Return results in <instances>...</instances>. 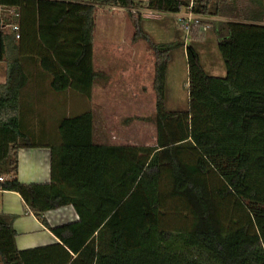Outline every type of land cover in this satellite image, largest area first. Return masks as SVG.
<instances>
[{
    "label": "trees",
    "instance_id": "obj_1",
    "mask_svg": "<svg viewBox=\"0 0 264 264\" xmlns=\"http://www.w3.org/2000/svg\"><path fill=\"white\" fill-rule=\"evenodd\" d=\"M114 6L154 56V144L95 143L84 111L58 123L50 182H20L18 150L34 146L19 116L21 58L36 57L53 90L90 97L95 10ZM189 6L187 106L169 110L166 74L180 43L153 42L141 10ZM200 17L224 18L212 26L223 76L191 43L208 31ZM0 61V189L17 192L68 250L94 264H264V0H0ZM66 205L79 219L50 227L43 213ZM14 218L0 212V264H24L31 251L16 247Z\"/></svg>",
    "mask_w": 264,
    "mask_h": 264
},
{
    "label": "crops",
    "instance_id": "obj_2",
    "mask_svg": "<svg viewBox=\"0 0 264 264\" xmlns=\"http://www.w3.org/2000/svg\"><path fill=\"white\" fill-rule=\"evenodd\" d=\"M141 12L142 30L153 42L172 43L176 41L182 43L171 51V59L166 74V92L168 89L170 90L171 87L173 88V86H175V83L179 80L181 75H185L186 83H188L187 55L185 48L190 42V39L188 38L187 31H184L181 26L178 25L177 20L183 17L187 18V16L191 19H195L197 15L190 12V6L178 13L149 9H143ZM129 19L131 18L127 11L120 7H99L95 10L92 68L98 76L92 85L90 97L70 88L62 91L53 90L50 84L52 75L40 66V62L37 58L30 56H23L21 58L23 70L28 78L25 86H23L20 92L19 116L22 128L30 137L31 143L34 146L21 147L18 150L17 177L20 182H50V146L59 143V137L53 136V133H55V127H58L59 121L64 118L65 115L69 117L84 111H91L92 133L95 143L107 145H147L144 144V135H142L144 125H142L143 127L141 126L140 129L141 141L139 143L117 142L116 136L114 138L110 137L113 127V109L115 108V112L117 111L116 108L122 110L126 101L124 98H130L133 96L131 95L132 92L135 93L140 88V86L137 88L134 85L127 86L132 80L141 82L144 79V99L145 95L148 99L147 101L144 100V107L148 105L153 113L155 111V94L152 88L154 56L148 51V45L143 39L138 40L136 43H129L131 41L129 38H131L133 33L132 27L128 29L129 33L126 32L128 38L123 36L122 33H125V31H123L122 28L126 30L125 25ZM214 19L218 21L224 18L215 17ZM120 24L121 26H118ZM211 24L209 28L211 31L206 33L204 40L197 41L196 43L203 45L207 43L210 38V43L215 48L217 36L212 27L214 21ZM128 26H131L130 21ZM117 34L122 35L115 37ZM207 34L209 36H207ZM124 51H126V54ZM205 51L206 50H204V52ZM198 52L200 53L203 63L202 50H198ZM206 52L208 54L210 51ZM123 55H125L124 59ZM181 69L183 73H181ZM222 73L223 74L219 76L225 74L223 71ZM145 74H147V76ZM4 81L5 62L0 61V83ZM167 84H169L170 88ZM142 90L143 89L140 91ZM42 92L47 94L55 106H63V108H66L64 112L58 114V119L54 122L55 125H52V127L48 126V121L44 122V119H35L31 116V114L36 111L35 108L38 107L37 97H42ZM113 97L121 100L115 104L110 100ZM134 97L142 98L143 95L137 92ZM78 98H81L84 102L85 99L87 100V108H80L82 103H80V107L75 104ZM89 104L90 106H88ZM51 108L53 112L54 107ZM168 109L178 110L174 108ZM75 111L77 112L72 114ZM139 111H142L140 107ZM52 112L50 111L46 115H50ZM126 128L130 130L129 126L127 127L125 124L120 126V130L124 131L123 133L126 132ZM0 212L15 216L13 227L17 233L15 238L16 247L21 251L31 250L24 254V264H94V261L87 262L82 254L73 253L68 250L66 246H63L51 230L26 208L24 201L17 192L0 189ZM43 216L50 227L74 222L79 219L72 205L47 210L43 213ZM97 245V239L94 238L93 246L95 249Z\"/></svg>",
    "mask_w": 264,
    "mask_h": 264
},
{
    "label": "rangeland",
    "instance_id": "obj_3",
    "mask_svg": "<svg viewBox=\"0 0 264 264\" xmlns=\"http://www.w3.org/2000/svg\"><path fill=\"white\" fill-rule=\"evenodd\" d=\"M187 18H189V17L187 16ZM187 18L183 17L184 20L178 19L177 23L179 26H181V28L184 31H187L188 38L190 39V37H189V28H190L189 25H191V24H186L185 21H187ZM200 18L203 19L204 22H206L207 27H208V31H211V29H209V28L212 25L211 23H213V21H216L214 19L215 17H213V18L212 17H210V18L200 17ZM190 20L192 22L194 19H190ZM129 21H130L131 26H128ZM118 26H121V24ZM125 26H126V30H124L122 28V30L125 31V33H122V34H123V36H125L127 38H128V34L126 36V32L129 33L128 29L130 27H132V29H133L132 36H131V38H129L131 40L129 43H131V42L136 43L138 40L143 39V38H138L136 41L133 40L134 27H133V23H132L131 19H129L126 22ZM122 34H117L115 37L120 36ZM207 36H209V35L207 34ZM196 42L197 41H191L192 45L194 47H196L197 50H202L203 65H204L205 69L207 70V72L211 73V74H215V75L223 74L222 71L225 73L223 62H222L221 57L217 51V47L214 48L211 45L210 38L207 41V43H205L203 45L196 43ZM145 43H147V42L145 41ZM179 43L182 44L181 42H179ZM204 50H206L208 52L210 51V52L207 54V52L206 51L204 52ZM148 51L150 53H152L150 50H148ZM125 52L126 51H124V53ZM124 57H125V55H123V59H124ZM124 63H125V61H124ZM181 73H183L182 69H181ZM145 75L147 76V74H145ZM117 83H119V82H117ZM132 85L136 86L137 88H138V86H140V88L138 89L137 92H138V94L142 93L143 97L142 98L134 97V95L137 92H135V93L132 92L131 95H133V96H131L130 98H124V100H126V101H125V106H124V108H122V110L120 108H116L117 111L115 112V108L113 109L114 110L113 111L114 117L112 120L113 127H112V132L110 134V137L114 138L116 136L117 142L122 141V142L139 143L141 141V130L140 129H141V126L144 125V130H143V134H142V135H144V144L153 145L154 141H155V133H156L155 132L156 130H155V122H154V113L150 110L148 105H146L144 107V100L145 101L148 100L146 95H145V99H144V79L141 82H138L136 80H132L131 83L128 84L127 86H132ZM167 86L170 88L169 84H167ZM141 89H143V90L140 91ZM170 90L168 89L166 92V89H165V94L167 97L166 98L167 99L166 107L174 108V109H178V110L185 109L187 106V100H188V91H187V83H186L185 75H181L179 80L175 83V86H173V88L171 87ZM41 96L42 97H40V96L37 97L38 107L35 108L36 111L34 113H32L31 116L35 119H44V122L48 121V123H49L48 126L52 127V125H55L54 122H56V120L58 119V114L61 112H64L66 110V108H63V106H57V105L55 106V104H53L51 102L50 98L44 92L41 93ZM110 100H111V102L117 104L118 101H120L121 99L113 97ZM69 101H70V98H69ZM80 103H82L81 107H80ZM75 104H77L78 107H80V108H87V105H86L87 100L86 99L84 102L83 100H81V98H78L77 102ZM82 106H86V107H82ZM88 106H90V104ZM51 107H54L53 112H52ZM139 107L142 111H139ZM144 110H145V113H144ZM50 111L52 113L50 115H46ZM76 112L77 111H75L72 114H75ZM62 116H64V115H62ZM65 117H66V115H65ZM51 121H53V122H51ZM124 124L127 127L129 126V128H130V130H128L126 128L127 130L125 133H123L124 131L120 130V126H123ZM53 136L59 137V132H58L57 127H55V133H53Z\"/></svg>",
    "mask_w": 264,
    "mask_h": 264
},
{
    "label": "built area",
    "instance_id": "obj_4",
    "mask_svg": "<svg viewBox=\"0 0 264 264\" xmlns=\"http://www.w3.org/2000/svg\"><path fill=\"white\" fill-rule=\"evenodd\" d=\"M10 12H11V13H14V12H13V9H10ZM15 15H18V13H15ZM190 19H191V18H190ZM190 19L188 18L187 21H185L186 24H190V23H191V20H190ZM180 20H184V19H183V18H180ZM11 27H12L13 30H16V31H17V29H18V27H17L16 24L12 25ZM184 27H185V26H184ZM16 37H19V35L16 34ZM0 180H3V177H2V176H0Z\"/></svg>",
    "mask_w": 264,
    "mask_h": 264
}]
</instances>
